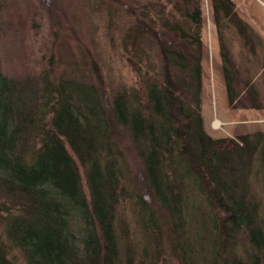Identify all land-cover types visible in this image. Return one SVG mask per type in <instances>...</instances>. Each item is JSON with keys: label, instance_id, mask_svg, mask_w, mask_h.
<instances>
[{"label": "trees", "instance_id": "1", "mask_svg": "<svg viewBox=\"0 0 264 264\" xmlns=\"http://www.w3.org/2000/svg\"><path fill=\"white\" fill-rule=\"evenodd\" d=\"M211 1L227 102L262 109L220 19L233 20L244 42L248 24L234 20L233 0ZM123 6L135 18L120 45L136 88L119 86L105 100L78 67L54 77L0 72V264L13 250L25 264H264V212L250 179L254 167L264 172V131L224 137L205 127L201 0H168L160 12ZM119 129L161 214L127 183ZM125 200L149 243L139 263L117 233Z\"/></svg>", "mask_w": 264, "mask_h": 264}, {"label": "rangeland", "instance_id": "2", "mask_svg": "<svg viewBox=\"0 0 264 264\" xmlns=\"http://www.w3.org/2000/svg\"><path fill=\"white\" fill-rule=\"evenodd\" d=\"M130 1H138L141 7L160 12L168 0H0V72L20 78L38 76L48 69L54 77L64 68L72 70L78 67L79 72L96 80L105 100L108 93L119 86L135 87L136 72L124 58L120 45L122 32L134 25V12L123 6ZM233 1L234 20L237 17L247 23L248 28L245 29L252 38L244 42L235 22L222 16L221 33L237 63L240 78L255 81L264 95V0ZM201 9L205 48L202 110L207 131L213 136L224 137L257 130L263 132L264 108H232L228 104L212 1L201 0ZM144 44L150 57L154 58V43L146 39ZM119 135L127 163V183L133 191L146 195V201L161 214L163 210L155 203L140 177V159L126 133L119 129ZM79 169L87 192L81 165ZM250 179L252 191L264 212V172L254 167ZM124 203L118 214L120 246L123 250L127 246L133 247L137 252L134 261L139 263L148 242L134 217L136 207L131 206L128 200ZM163 244L164 248L168 247V242L163 241ZM8 256L10 264H25L15 250ZM146 260L141 263L149 264L150 258Z\"/></svg>", "mask_w": 264, "mask_h": 264}]
</instances>
